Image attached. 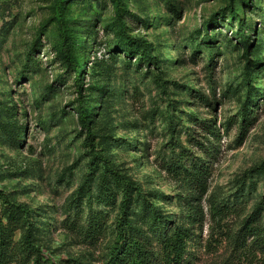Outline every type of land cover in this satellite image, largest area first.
Listing matches in <instances>:
<instances>
[{
  "label": "rangeland",
  "instance_id": "obj_1",
  "mask_svg": "<svg viewBox=\"0 0 264 264\" xmlns=\"http://www.w3.org/2000/svg\"><path fill=\"white\" fill-rule=\"evenodd\" d=\"M56 1L0 0V191L33 212L38 244L54 262L104 264L117 237L121 195L111 206L96 200L101 168L93 174L89 166L74 75L60 55ZM122 3L127 35L149 44L157 65L141 61L135 44L134 54L119 50L127 45L110 0H64L61 8L83 64L86 102L98 109L96 150L178 222L186 212L180 197L190 191L188 175L174 167L203 165L208 193L188 260L237 264L233 237L264 202V0ZM211 20L219 24L209 26L208 42L204 26ZM242 36L251 39L249 53ZM248 97L258 101L248 104ZM245 105L250 124L241 139ZM131 213L150 237L141 203ZM95 215L104 218L103 230L85 239ZM22 235L18 230L13 242Z\"/></svg>",
  "mask_w": 264,
  "mask_h": 264
},
{
  "label": "trees",
  "instance_id": "obj_2",
  "mask_svg": "<svg viewBox=\"0 0 264 264\" xmlns=\"http://www.w3.org/2000/svg\"><path fill=\"white\" fill-rule=\"evenodd\" d=\"M64 0H57L56 18L61 41L60 55L66 65L67 70L74 75V84L78 94L77 111L79 124L85 131L84 145L89 149V166L94 174L101 168L98 188L96 190V200L105 206L114 205L119 195H121V219L117 225V237L113 245L109 248L104 264H190L188 260V241L192 235V227L198 218L203 215L201 203L208 193L207 171L203 165L191 160L190 165L176 163L174 168H180L188 175L184 183V191L189 190L187 196L183 194L180 198L185 201V216L183 221L178 222L167 217L161 209L154 203H149L143 199V193L139 186L128 176L123 175L117 168L113 167L110 160L96 150L95 135L93 125L97 117V108L88 106L87 97L83 89V64L73 55V46L67 33L65 21L61 11ZM115 6L117 19L121 25L119 39L127 46L118 47L120 51L129 55L132 53L134 44L138 51H142V60L148 58L149 65H157L155 58L150 55L149 44L129 37L125 31L126 22L124 19L122 0H110ZM233 13L234 11L231 10ZM215 20L207 21L204 26L206 31L205 39L213 41L209 35L208 28L211 25H218ZM243 28L244 22L239 24ZM242 42L246 53L250 52L251 39L242 36ZM207 43V42H206ZM258 65V62L252 65ZM248 71V69H247ZM249 73H247V77ZM258 101L253 97H248V104H255ZM91 103H94L91 101ZM90 104V103H89ZM247 105L244 106L243 123L241 125L240 138L248 132L250 116ZM254 169L261 172V167ZM90 201V198H89ZM141 203L143 220L149 224L150 237L147 236L142 227L134 225L132 221V204ZM0 264H60L54 262L38 244V233L40 231L33 212L24 204L12 202L3 191H0ZM264 202H259L253 215L247 217L238 233L233 237L234 250L236 252L237 264H264V227L261 223V215ZM5 218V220H4ZM103 217L93 216L88 221V234L85 239L95 240L103 230ZM23 230L22 238L19 242H13V235L18 230ZM97 237V238H96ZM154 238L156 247L154 246ZM77 264L76 261H72ZM64 264H71L70 260ZM91 264V263H89Z\"/></svg>",
  "mask_w": 264,
  "mask_h": 264
}]
</instances>
